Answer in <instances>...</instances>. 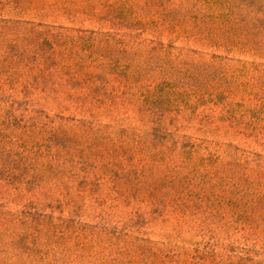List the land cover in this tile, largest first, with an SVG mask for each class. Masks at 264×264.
Segmentation results:
<instances>
[{
  "label": "rangeland",
  "instance_id": "obj_1",
  "mask_svg": "<svg viewBox=\"0 0 264 264\" xmlns=\"http://www.w3.org/2000/svg\"><path fill=\"white\" fill-rule=\"evenodd\" d=\"M7 1L0 108L16 101L24 126L0 117V264H239L244 254L264 264V10L218 0L225 15L209 18L204 0ZM31 28L67 39L57 64L7 47ZM92 34L121 40L120 75H131L108 74L124 102L107 111L87 99L90 114L74 100L87 84L66 85L65 72L108 63L71 42ZM28 202L57 227L43 222L20 242Z\"/></svg>",
  "mask_w": 264,
  "mask_h": 264
},
{
  "label": "trees",
  "instance_id": "obj_2",
  "mask_svg": "<svg viewBox=\"0 0 264 264\" xmlns=\"http://www.w3.org/2000/svg\"><path fill=\"white\" fill-rule=\"evenodd\" d=\"M7 2L12 4L14 8H18L21 10L22 5L20 0H8ZM220 4L221 3L218 0H204V5L206 6L208 14H203V16H209V18L224 16L225 13L217 10V8L219 7L218 5ZM249 5L256 11L264 10V2H262V0H251ZM44 41L46 44H48L47 42L49 41V47L46 48V45L43 43ZM66 41V38H62L56 33H52L49 31H36L35 28H31L30 30L24 32L18 42L9 43L7 47H16L15 49L17 51V57L19 60H28L29 47H33L35 56L29 59V61H37L43 69H47L57 64L55 63L56 60L54 58L55 47L62 45ZM71 42L80 46L81 49L84 48L85 51L88 52L87 56L92 61H96L98 58H104L108 60V63L98 62L95 65L96 69L94 71L84 70V64L80 63L78 65V69L75 72H65L67 76V78L65 79L66 85L71 87L74 85H78L81 87V85L87 84V92L74 96V100L79 103L80 110H82L83 112H88L90 114L92 113V107H88L89 104H86L87 99H92L97 103H107V111L113 110L115 108V105L118 103L122 105L124 100L118 99V96L116 95L118 87L111 86V88L108 89L106 84L108 74H114L118 76L124 69V63L122 62L121 57H124L126 54H128V51L125 47L121 46V40H115L113 36L109 34H103L100 36L92 34L90 36L79 35L74 39L71 38ZM244 45H248L249 47H251L254 45V43H247ZM115 52H119L121 54V57L116 56ZM95 55H97L98 58ZM79 70H83L81 72L82 76L80 77L76 76V73L77 71L79 72ZM130 75L131 72H127L126 74H122L120 76L123 77V81L127 83L129 81ZM96 80L103 81V83H92ZM7 101L8 107L0 108V117L2 118V121L5 122V124H14L15 127H23L24 125H20L21 120L13 123L15 119L14 105L16 104V101L8 99ZM79 122L82 125H87L86 121L84 120H80ZM155 123L156 125H159L160 120H155ZM182 153L185 158H192L190 149H184ZM208 160H212V158L210 157L208 158ZM201 161L202 158L199 159V162ZM14 188L17 189V186H14ZM19 197V193H17L13 197V199L16 201L19 199ZM38 210L39 209L37 208V206L31 202L22 205V209L19 211V215H21L20 218L23 219L24 217L22 216L31 217V226L27 225V222H25L24 220L21 221L23 227V235L21 236L22 238L19 239L20 242L26 241V236L28 235H30L35 241L40 230V224L43 222L51 224L52 227H57V223H53L50 214L41 213ZM206 251H208L210 254H214L212 248L207 247ZM246 255L247 254H244L243 256L239 255L234 262H239V264H250V258H248Z\"/></svg>",
  "mask_w": 264,
  "mask_h": 264
}]
</instances>
